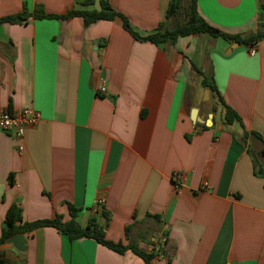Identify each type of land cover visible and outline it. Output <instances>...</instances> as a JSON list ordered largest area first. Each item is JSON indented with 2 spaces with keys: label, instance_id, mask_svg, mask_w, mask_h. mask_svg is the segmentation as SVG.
Returning a JSON list of instances; mask_svg holds the SVG:
<instances>
[{
  "label": "crops",
  "instance_id": "obj_1",
  "mask_svg": "<svg viewBox=\"0 0 264 264\" xmlns=\"http://www.w3.org/2000/svg\"><path fill=\"white\" fill-rule=\"evenodd\" d=\"M85 1L92 5L84 9L98 8V0H0V18L22 4L28 13L40 5L61 15ZM106 1L145 36L162 22L169 0ZM195 1L198 15L229 35L253 34L264 6ZM192 66L211 78L240 125L224 123L223 106ZM0 107L39 115L21 153L0 131V234L11 205L30 223L67 221L69 204L80 209V226L108 213L104 239L130 241L154 255L151 264H167L163 234L173 247L170 264H264V42L200 35L155 47L134 41L117 20L3 23ZM21 236L24 252L0 247L8 264H143L129 250L69 241L52 228Z\"/></svg>",
  "mask_w": 264,
  "mask_h": 264
},
{
  "label": "trees",
  "instance_id": "obj_2",
  "mask_svg": "<svg viewBox=\"0 0 264 264\" xmlns=\"http://www.w3.org/2000/svg\"><path fill=\"white\" fill-rule=\"evenodd\" d=\"M90 1H85L83 4L76 8H71L61 15L47 14L43 11L40 5H36L32 12L28 13L25 5L22 4L21 11L0 18V24H21L28 18L33 20H55L64 21L71 18H81L83 27L97 22V21H114L117 20L120 23V27L125 31L134 41L149 43L155 47L163 45H173L178 38H184L189 36H207L210 38H218L225 42L240 44V45H253L256 42H264V6L258 5V27L253 34L243 35H229L225 34L218 29L207 24L196 11L195 0H169L166 10L163 15V20L157 26V28L150 34L141 36L134 32L130 27L127 20L110 7L106 0H98V8L96 10H86L84 7L91 6ZM179 19V20H178ZM170 22L173 23L169 27ZM195 74L201 78L200 85L207 88L213 97H216L220 104L223 106V121L225 124H232L236 122L240 125V119L238 116L227 106H225L217 93L213 81L211 78L203 75L201 71L192 66ZM248 133L242 132L241 139L244 140ZM251 136L256 137L259 141L260 138L250 133ZM264 147V144H263ZM263 156L264 153L262 152ZM69 219L62 221L60 216H55L50 220H38L30 223L21 222L20 209L16 205H11L5 212L4 224L0 234V247L6 244V241L15 235H27L32 231L40 228H52L56 230L60 235L65 236L69 241L76 239H92L97 244L117 253L122 254L124 251L129 250L132 254L142 260L143 264H151V260L154 258L152 253H144L128 241L126 245L121 243H113L104 239V230L109 221V214L103 210H100L101 221L95 219L88 220L83 226H80L75 217L80 209L74 208L71 205L66 206ZM156 222H159L158 216H152ZM131 226L124 227V236L127 238L128 230ZM164 242L161 243V251L163 258L167 264L171 263L173 257V247L170 245L166 234H163ZM10 261L4 256V253L0 250V264H8Z\"/></svg>",
  "mask_w": 264,
  "mask_h": 264
},
{
  "label": "built area",
  "instance_id": "obj_3",
  "mask_svg": "<svg viewBox=\"0 0 264 264\" xmlns=\"http://www.w3.org/2000/svg\"><path fill=\"white\" fill-rule=\"evenodd\" d=\"M252 54V50L250 51ZM104 90L101 88L100 92ZM39 121V115L32 109H22L16 112H10L7 109L0 107V131L4 133H10L13 138L19 142L16 146L18 153H21L23 150L22 144L20 143L24 132L27 129L33 128L37 125ZM181 175L175 173L173 179L176 181L181 180ZM101 201H98L100 204Z\"/></svg>",
  "mask_w": 264,
  "mask_h": 264
},
{
  "label": "water",
  "instance_id": "obj_4",
  "mask_svg": "<svg viewBox=\"0 0 264 264\" xmlns=\"http://www.w3.org/2000/svg\"><path fill=\"white\" fill-rule=\"evenodd\" d=\"M195 110H191L190 112V120L194 123L195 122ZM5 227V224L2 225ZM6 245L11 246L14 250L19 253L24 252L25 250V241L21 235H15L6 241Z\"/></svg>",
  "mask_w": 264,
  "mask_h": 264
},
{
  "label": "rangeland",
  "instance_id": "obj_5",
  "mask_svg": "<svg viewBox=\"0 0 264 264\" xmlns=\"http://www.w3.org/2000/svg\"><path fill=\"white\" fill-rule=\"evenodd\" d=\"M179 20V19H178ZM173 25V23L172 22H170V24H169V27H171Z\"/></svg>",
  "mask_w": 264,
  "mask_h": 264
}]
</instances>
